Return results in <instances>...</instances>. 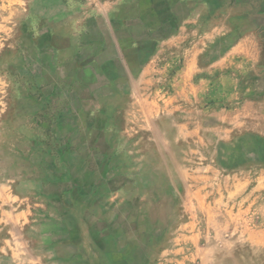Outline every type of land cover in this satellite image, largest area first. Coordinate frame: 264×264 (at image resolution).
<instances>
[{
	"label": "crops",
	"instance_id": "crops-1",
	"mask_svg": "<svg viewBox=\"0 0 264 264\" xmlns=\"http://www.w3.org/2000/svg\"><path fill=\"white\" fill-rule=\"evenodd\" d=\"M24 2L3 10L17 39L0 74L15 98L0 139V264H188L197 218L180 175L140 149L135 118L202 88L211 129L227 131L213 145L249 136L253 156L234 164L257 163L263 188L264 0Z\"/></svg>",
	"mask_w": 264,
	"mask_h": 264
},
{
	"label": "rangeland",
	"instance_id": "rangeland-1",
	"mask_svg": "<svg viewBox=\"0 0 264 264\" xmlns=\"http://www.w3.org/2000/svg\"><path fill=\"white\" fill-rule=\"evenodd\" d=\"M22 1L0 0V74L2 58L7 53L4 43L17 39L10 31L9 18L3 17L4 6L7 12L13 11L25 4ZM6 55L3 59L9 60L10 54ZM4 86L0 76V139L4 127L10 130L15 118V98L5 94ZM163 86L161 81L154 83V88ZM200 89L191 87L188 90V94L194 96L187 99L186 105L178 106L176 97L171 98L170 108L154 100L144 109V114H137L136 123L145 132V143L140 149L145 154L156 155L155 170L179 174L185 186V213L188 219L197 218L200 242L195 259L188 256V264H264V209L258 205L260 200L264 202V187L259 183L262 171L257 163L248 167L234 164V161L253 156L252 139L241 136L235 138L231 146L213 145L217 140H224L227 131L211 129L209 98H203L204 92ZM230 89L232 85L223 83L224 93ZM198 94L202 97L198 98ZM4 100H11L7 115H3ZM179 108L185 119L181 125L177 124L180 115L171 111ZM151 141L155 143L153 147ZM178 141L182 142L178 144ZM228 160L233 164L231 167H228ZM191 253L193 251L188 249L187 255Z\"/></svg>",
	"mask_w": 264,
	"mask_h": 264
}]
</instances>
